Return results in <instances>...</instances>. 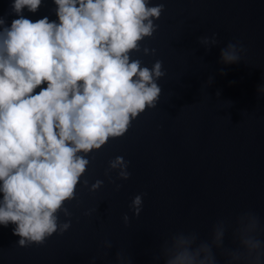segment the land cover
<instances>
[{"label": "clouds", "instance_id": "obj_1", "mask_svg": "<svg viewBox=\"0 0 264 264\" xmlns=\"http://www.w3.org/2000/svg\"><path fill=\"white\" fill-rule=\"evenodd\" d=\"M43 2L12 0L17 18L7 26L0 17V226L14 225L19 248L43 246L53 234L71 228L68 205H79L78 188L95 193L104 185L96 179L89 186L84 178L93 154L157 107L158 81L166 75L161 60L149 67L140 58L156 55L155 48L142 44L156 33L163 2L52 0L56 20L24 17L25 9L34 14ZM198 43L207 51L220 41L213 32ZM245 53L242 44L230 41L219 62L237 64ZM257 93L264 95V86ZM129 164L123 156L108 161L104 176L114 191L122 187L117 181L130 179ZM129 209L133 218L140 216L143 194L132 198ZM122 221L127 227L130 217L124 214ZM111 247L105 242L104 255ZM116 260L131 264L121 250ZM152 260L264 264V219L244 209L217 216L205 237L192 228L171 232L160 239Z\"/></svg>", "mask_w": 264, "mask_h": 264}, {"label": "water", "instance_id": "obj_2", "mask_svg": "<svg viewBox=\"0 0 264 264\" xmlns=\"http://www.w3.org/2000/svg\"><path fill=\"white\" fill-rule=\"evenodd\" d=\"M160 2L165 11L158 29L142 44L156 55L140 56L149 67L163 62L157 107L93 154L84 178L89 186L96 179L104 185L95 193L78 188L67 232L43 246L19 248L14 225L0 226V264H117L119 250L131 264H153L158 242L171 232L192 228L205 237L217 216L244 209L264 219V95L257 93L264 86V0H153ZM11 3L0 0L7 26L17 18ZM54 10L52 0H44L36 13L25 9L23 15L54 21ZM213 32L220 43L206 51L198 39ZM230 41L246 53L225 66L220 51ZM116 156L130 162L131 172L128 181H117L119 191L104 176ZM137 194H143V210L133 218L129 205ZM90 209L97 211L85 216ZM105 242L112 244L106 255Z\"/></svg>", "mask_w": 264, "mask_h": 264}]
</instances>
